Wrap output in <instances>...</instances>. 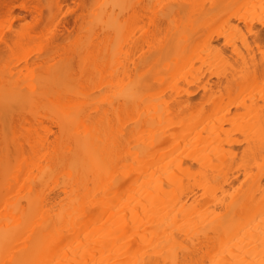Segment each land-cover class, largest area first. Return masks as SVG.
I'll return each instance as SVG.
<instances>
[{
    "label": "bare ground",
    "instance_id": "bare-ground-1",
    "mask_svg": "<svg viewBox=\"0 0 264 264\" xmlns=\"http://www.w3.org/2000/svg\"><path fill=\"white\" fill-rule=\"evenodd\" d=\"M14 1L0 0V14L19 18ZM171 1L151 0L163 21L173 18ZM111 2L109 17L123 9V0ZM210 3L193 44L182 33L151 42V77H140L117 104L104 105L99 89L103 51L51 67L53 54L29 56L36 35L0 33V69L9 70L0 73V264H264V97L247 98L231 85L242 78L247 89L264 87L240 28L244 22L261 47L255 24L264 21V0ZM24 9L33 15L24 25L39 27L42 10ZM60 12L50 21L59 24ZM69 12L77 20L82 8ZM219 36L228 49L214 45ZM199 40L213 48L206 61L239 60L244 70L225 75L217 90L205 85L201 102L189 88L165 95L163 86L184 76L181 61ZM155 84L161 88L153 91ZM29 117L56 130L23 127L32 126ZM242 140L257 156L240 168L233 144ZM225 144L228 158L215 160Z\"/></svg>",
    "mask_w": 264,
    "mask_h": 264
},
{
    "label": "rangeland",
    "instance_id": "rangeland-1",
    "mask_svg": "<svg viewBox=\"0 0 264 264\" xmlns=\"http://www.w3.org/2000/svg\"><path fill=\"white\" fill-rule=\"evenodd\" d=\"M111 1L15 0L14 12L19 18L9 19L7 16L0 14V33L3 32L7 37H11L15 32L23 34L30 32L36 35V38L28 44L29 56L34 58L37 55L53 54L55 59L50 63L51 67L53 65L59 66L65 58L74 56L76 61L80 59L78 56L82 58L91 57L98 54L99 51H103V60H105L103 83L99 89L103 90L104 105L117 104L122 101L121 93L136 83L140 77L141 80H147L151 77L150 61L155 54L151 42L163 40L171 33H182L187 38L185 44H193V34L197 30L202 29L203 21L210 13L208 8L212 5L210 0H172L171 4L173 7L170 9L172 10L171 13H174L173 18L163 21L158 13L160 6H154L151 4V0H123V9H117L115 14L109 17L108 12L111 10ZM203 1L206 2V10L200 11L199 5ZM79 5L82 8V12L76 13L77 20L74 13H64L67 9H77ZM139 5L144 6L145 9L139 8V10ZM25 6H34L42 10L43 15L39 27L31 29L24 25L33 24V15L24 9ZM146 6L148 7L147 9ZM57 8L61 9L59 24L50 21L51 12ZM252 17H256V20H258L259 15L256 13ZM65 20H68V29H64L62 25V21ZM10 25H12V28L9 27ZM255 26L261 30L264 36V21L256 23ZM240 28L245 34V38L253 46L259 68L264 71V41L261 47L254 45L251 36L246 33L244 22L240 24ZM230 31L228 28L225 29L226 33ZM243 37L236 38V43L245 52L242 43ZM201 43V40H199V48L190 59L181 61L184 66V76L172 85L163 86L165 95L174 93V91H181L182 94H185V90L189 88L193 90L191 96L194 101L201 102L205 85L209 84L213 90H217L225 84V75H231L234 70L239 71V73L244 70V64L239 60L206 61L207 58L212 57L213 48ZM214 45L223 50L228 49L227 42L223 36L217 37ZM0 46L2 47L3 43H0ZM8 52L3 51V57L7 56ZM262 58L263 62L261 63ZM23 61H18L15 65L19 67L23 64ZM74 64L76 68L77 64ZM79 67L81 66L78 65V69ZM5 72L8 73L9 70L0 69V73L3 74ZM231 85L242 87L247 98L261 99L264 97V87L255 90L247 89L243 84L242 78L237 79ZM69 86L71 88L75 86V83L73 84L72 82ZM75 87H77L76 89L81 88L80 84H76ZM159 88H161V85L155 84L153 91ZM29 119L32 126L29 123H24L22 124L23 127L34 128L41 133H48L49 135H52V132L56 130L54 124L45 122L44 126H40L32 117H29ZM4 126L8 128L9 123ZM226 126L230 127L231 124L226 123ZM237 137L241 139L243 136L237 134ZM224 147L225 150L214 155L215 160L221 156L225 159L228 158L229 153L227 150L230 146L225 144ZM233 148L238 152L237 161L240 168L252 166L257 154H253L248 150L246 141L242 140L233 144ZM127 157L131 158L130 155ZM184 160L186 161V159ZM15 163L16 159L13 157L9 164L14 165ZM192 165L196 167L195 163ZM253 169L254 171L257 170L254 166ZM186 242L184 241L185 244Z\"/></svg>",
    "mask_w": 264,
    "mask_h": 264
}]
</instances>
